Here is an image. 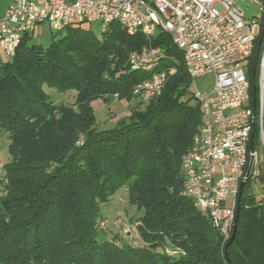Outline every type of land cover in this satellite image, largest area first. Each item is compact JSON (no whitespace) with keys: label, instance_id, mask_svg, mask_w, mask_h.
<instances>
[{"label":"trees","instance_id":"obj_1","mask_svg":"<svg viewBox=\"0 0 264 264\" xmlns=\"http://www.w3.org/2000/svg\"><path fill=\"white\" fill-rule=\"evenodd\" d=\"M56 31L62 35L45 48L25 34L0 62V129L9 139L0 264H264V195L255 191V180L264 190V168L251 172L242 189L229 244L232 230L224 239L181 194V160L200 112L171 35L157 31L147 39L118 22L98 35L84 23ZM145 47L161 49L157 70L174 69L148 100L133 87L149 73L128 62ZM43 85L74 90V102L52 103ZM113 96L132 102L130 112L97 129L91 101ZM257 137L254 128L253 146ZM122 186L141 211L130 243L98 236L100 205Z\"/></svg>","mask_w":264,"mask_h":264},{"label":"built area","instance_id":"obj_2","mask_svg":"<svg viewBox=\"0 0 264 264\" xmlns=\"http://www.w3.org/2000/svg\"><path fill=\"white\" fill-rule=\"evenodd\" d=\"M246 0H11L0 13V49L13 56L25 34L46 22L52 29L73 23L100 22L104 30L118 22L130 33L147 39L157 31L171 35L182 52L190 84L207 74L214 77L210 92L192 91L199 107L200 124L183 154L181 194L206 212L224 239L233 225L241 181L254 172L256 152L251 133L258 131L264 149V31L259 45L253 98L247 74L263 19L245 17ZM159 47L132 52V68L149 73L133 87V94L148 100L158 95L167 74L157 70ZM253 57V56H252Z\"/></svg>","mask_w":264,"mask_h":264},{"label":"rangeland","instance_id":"obj_3","mask_svg":"<svg viewBox=\"0 0 264 264\" xmlns=\"http://www.w3.org/2000/svg\"><path fill=\"white\" fill-rule=\"evenodd\" d=\"M11 0H0V13L8 6ZM241 10L246 18L260 19L262 16L261 4L258 0H246L239 3ZM78 23V22H77ZM94 34L101 32L100 22L84 23ZM52 29L48 23L43 22L34 27L29 32L30 41L43 48L47 47L53 39H57L62 35V32ZM146 48V47H145ZM139 52V51H137ZM12 57V56H11ZM10 57L0 49V62L6 61ZM248 75V74H247ZM214 85V77L212 74H207L197 78L190 86L192 91L210 92ZM43 90L48 95L49 100L54 104L72 105L75 100L76 92L74 90L61 91L55 87L43 85ZM132 102H127L124 99H119L116 96L103 100L96 98L91 101V109L94 115L95 126L97 129L105 130L114 127L118 121L125 115H128ZM9 139L7 134L0 129V187L4 181L3 165L8 162L9 154L7 151ZM78 145H81V139ZM254 150L256 152V160L253 166V171L258 172L264 168V149L260 137H257ZM258 180H255V191L257 197L264 195V190L259 186ZM254 188V187H253ZM99 218H104V222L98 223V236L105 238H113L119 242H131L136 236L134 233V223L141 214V211L131 204L128 199V190L126 186H122L112 194L108 201L102 203L99 208ZM132 244V243H131Z\"/></svg>","mask_w":264,"mask_h":264},{"label":"water","instance_id":"obj_4","mask_svg":"<svg viewBox=\"0 0 264 264\" xmlns=\"http://www.w3.org/2000/svg\"><path fill=\"white\" fill-rule=\"evenodd\" d=\"M263 31H264V11H263V19H262V22H261V29H260V32H259V35H258V39H257L256 45H255V49H254V53H253V57H252L251 88H252L253 98H255V95H256L255 70H256V62H257L259 45H260V42H261ZM252 136H253V132L251 133V138H252ZM249 150H252V140H250V142H249ZM249 171H250V168L247 169V173H246L247 177L249 176ZM245 183H246V181L243 180V181H241L240 186H239V191H238V194H237V205H236V208H235V216H234L233 225H232V233H231V236H230L227 244H229L232 241L234 233H235V230H236V224H237L238 212H239L238 202H239V199H240V195H241L242 189L245 186Z\"/></svg>","mask_w":264,"mask_h":264}]
</instances>
